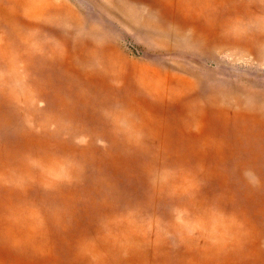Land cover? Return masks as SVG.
<instances>
[{
    "label": "rangeland",
    "instance_id": "rangeland-1",
    "mask_svg": "<svg viewBox=\"0 0 264 264\" xmlns=\"http://www.w3.org/2000/svg\"><path fill=\"white\" fill-rule=\"evenodd\" d=\"M0 264H264V0H0Z\"/></svg>",
    "mask_w": 264,
    "mask_h": 264
}]
</instances>
